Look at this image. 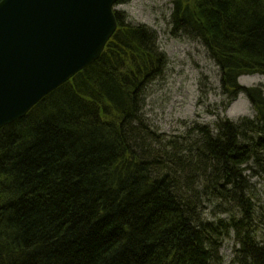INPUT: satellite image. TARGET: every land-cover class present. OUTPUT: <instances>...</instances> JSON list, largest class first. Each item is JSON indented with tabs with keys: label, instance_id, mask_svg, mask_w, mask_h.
<instances>
[{
	"label": "trees",
	"instance_id": "trees-1",
	"mask_svg": "<svg viewBox=\"0 0 264 264\" xmlns=\"http://www.w3.org/2000/svg\"><path fill=\"white\" fill-rule=\"evenodd\" d=\"M115 17L94 64L0 130V264H218L230 232L240 264H264L246 175L264 157V90L239 83L264 77V0L173 2L172 35L200 41L227 106L243 94L256 113L194 126L190 142L143 117L167 57L154 31ZM205 198L238 218L206 221Z\"/></svg>",
	"mask_w": 264,
	"mask_h": 264
},
{
	"label": "rangeland",
	"instance_id": "rangeland-1",
	"mask_svg": "<svg viewBox=\"0 0 264 264\" xmlns=\"http://www.w3.org/2000/svg\"><path fill=\"white\" fill-rule=\"evenodd\" d=\"M175 0H131L115 6V11L126 17L132 25H145L158 38V49L167 57L163 74L147 88L143 117L150 127L163 135L166 141L176 138L195 140L187 134L197 125L215 129L221 120L238 123L242 118L255 119L256 113L243 94L227 106V98L221 91V71L211 59L206 48L192 36L172 35L171 19ZM239 83L247 88L261 87L264 77L259 75L241 77ZM264 156V155H263ZM249 193L255 204V234L264 246V157L260 164L251 163ZM203 216L206 221H229L237 212L223 200L203 201ZM239 245L230 232L220 250L218 264H240Z\"/></svg>",
	"mask_w": 264,
	"mask_h": 264
},
{
	"label": "water",
	"instance_id": "water-1",
	"mask_svg": "<svg viewBox=\"0 0 264 264\" xmlns=\"http://www.w3.org/2000/svg\"><path fill=\"white\" fill-rule=\"evenodd\" d=\"M118 2L0 3V130L101 57L117 30Z\"/></svg>",
	"mask_w": 264,
	"mask_h": 264
}]
</instances>
